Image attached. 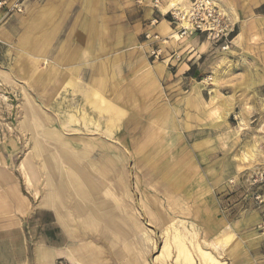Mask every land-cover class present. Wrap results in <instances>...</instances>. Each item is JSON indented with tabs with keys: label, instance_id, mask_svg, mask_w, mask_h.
I'll return each mask as SVG.
<instances>
[{
	"label": "crops",
	"instance_id": "obj_1",
	"mask_svg": "<svg viewBox=\"0 0 264 264\" xmlns=\"http://www.w3.org/2000/svg\"><path fill=\"white\" fill-rule=\"evenodd\" d=\"M0 2V264H141L177 218L214 234L176 102L192 53L224 43L171 38L168 0Z\"/></svg>",
	"mask_w": 264,
	"mask_h": 264
},
{
	"label": "rangeland",
	"instance_id": "obj_2",
	"mask_svg": "<svg viewBox=\"0 0 264 264\" xmlns=\"http://www.w3.org/2000/svg\"><path fill=\"white\" fill-rule=\"evenodd\" d=\"M217 2L233 15L234 33L224 51L208 45L192 53V80L176 107H186L190 126L181 134L191 140L192 169L218 206L220 226L205 237L177 218L159 232L146 230L141 264H183L176 243L194 264L201 256L208 263L203 253L224 264H264V0Z\"/></svg>",
	"mask_w": 264,
	"mask_h": 264
},
{
	"label": "built area",
	"instance_id": "obj_3",
	"mask_svg": "<svg viewBox=\"0 0 264 264\" xmlns=\"http://www.w3.org/2000/svg\"><path fill=\"white\" fill-rule=\"evenodd\" d=\"M23 2L24 0H13L9 11L23 12ZM4 4V2H0V8ZM153 6L157 7L158 2L153 1ZM166 15L178 27L174 36H171L176 41L193 34L204 35L208 41L224 43V46L221 47V50L224 51L228 48L227 43L234 33L235 24L231 22V17L220 8L217 0H190L186 5L177 3L166 11ZM151 24H155V21H151ZM144 38L161 44H165L169 40V38L161 39L150 33L145 34ZM149 56L155 61L160 60L162 57L161 48H154L150 51ZM174 58L179 60L178 55H175Z\"/></svg>",
	"mask_w": 264,
	"mask_h": 264
},
{
	"label": "bare ground",
	"instance_id": "obj_4",
	"mask_svg": "<svg viewBox=\"0 0 264 264\" xmlns=\"http://www.w3.org/2000/svg\"><path fill=\"white\" fill-rule=\"evenodd\" d=\"M182 1H184V0H168V3L166 4V6L164 7V9L165 10H169L170 8H172V7H174L177 3H179V2H182ZM235 18V17H234ZM241 37V34H239V35H237V37L236 38H240ZM134 43V42H133ZM132 43V44H133ZM124 56V55H123ZM221 75V74H220ZM219 77H221V76H219ZM210 79V78H209ZM211 80V79H210ZM205 82V81H204ZM69 84V83H68ZM207 84V83H206ZM96 94H97V92H95ZM99 95V97H100V94H98ZM103 99V98H102ZM90 101V100H89ZM62 107V106H61ZM77 107V106H76ZM62 109V108H61ZM75 109V108H74ZM73 109V110H74ZM86 110V109H85ZM72 111V110H71ZM75 111V110H74ZM79 111V110H78ZM77 112V111H76ZM52 113V112H51ZM67 113V112H66ZM88 113V112H87ZM74 114V113H73ZM81 114V113H80ZM72 115V114H71ZM79 115V114H78ZM83 115V114H82ZM74 116V115H73ZM75 118V117H74ZM88 118V117H87ZM90 118V117H89ZM81 119H83V118H81ZM77 120V119H76ZM60 122V121H59ZM77 122V121H76ZM91 124V123H90ZM61 128V127H60ZM65 134V133H64ZM31 152V151H30ZM33 157V156H32ZM200 223V222H199ZM68 241V240H67ZM176 242H177V238H176ZM76 243V242H75ZM70 245H71V243H69ZM170 245V244H169ZM72 246V245H71ZM76 246V245H75ZM59 249V248H58ZM164 249L165 250H167L168 249V246H166L165 245V247H164ZM201 249V248H200ZM152 250V249H151ZM176 251H177V254H178V260H179V258L181 259V262L183 263V264H194V259L192 258V254H190V252L189 251H187L184 247H182L181 246V244H177L176 243ZM198 251V250H197ZM200 252H202L203 253V251H201L200 250ZM176 254V253H175ZM204 254V256H206V260H208V263H207V261L204 263V260H203V258H202V256L200 257V259H199V262H200V264L201 263H204V264H224V263H222L221 261L219 262L218 260V262L217 261H215L213 258H212V256L210 257V256H207V254L206 253H203ZM200 255V254H199ZM199 258V257H198ZM74 264V263H73Z\"/></svg>",
	"mask_w": 264,
	"mask_h": 264
}]
</instances>
